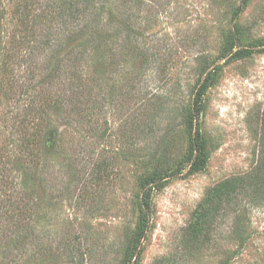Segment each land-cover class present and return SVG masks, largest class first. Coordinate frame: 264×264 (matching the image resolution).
I'll list each match as a JSON object with an SVG mask.
<instances>
[{
    "label": "rangeland",
    "instance_id": "rangeland-1",
    "mask_svg": "<svg viewBox=\"0 0 264 264\" xmlns=\"http://www.w3.org/2000/svg\"><path fill=\"white\" fill-rule=\"evenodd\" d=\"M4 1L0 161L55 210L37 224L48 254L29 236L14 251L18 236L2 220L0 264H264V193L256 189L264 177V0H110L112 14L82 19L94 21L88 40L103 29L126 35L129 17L135 31L103 52L69 44L76 24L59 18L60 2L35 4L29 26L19 19L23 0ZM46 41L53 46L44 49ZM216 68L198 118L205 165L192 173L193 103ZM60 100L70 125L54 108ZM25 136L53 168L23 161L16 170ZM103 163V179H94ZM153 176L164 185L137 242ZM236 178L247 187L196 234L209 190Z\"/></svg>",
    "mask_w": 264,
    "mask_h": 264
},
{
    "label": "trees",
    "instance_id": "trees-1",
    "mask_svg": "<svg viewBox=\"0 0 264 264\" xmlns=\"http://www.w3.org/2000/svg\"><path fill=\"white\" fill-rule=\"evenodd\" d=\"M42 0H23L22 6L20 9V17L19 19L23 21L24 25L29 24L27 22L28 17L30 16L31 10L35 7V4L41 5ZM61 3L59 9V18L68 20V16H70L73 20V24H76L73 30V37L69 40V44H73L74 42H79L76 46L80 51L85 52L89 47H94L99 52H103L106 50V46L109 40L118 41L121 37L128 35L129 38H132V34L134 33L133 21L132 17L126 19L125 22V34H123L119 29H114L111 34H109L106 30H101V33H93L92 42L90 39L88 40V32L87 29L91 28L90 23L94 22L92 20L85 21L82 19L93 18V16L105 17L108 14H112V9H110L111 4L110 0H53L52 3ZM128 2L139 3L142 6L146 5V0H130ZM6 5L4 0H0V20L4 18L6 14ZM22 12V13H21ZM8 13V12H7ZM104 19V18H103ZM102 19V20H103ZM38 23V20H36ZM81 24H85L82 26ZM112 26V22H108V27ZM80 28V29H79ZM3 38L1 32V23H0V54L4 53L3 47ZM45 48H50L52 43L49 41L45 42ZM112 50V49H111ZM244 51H237L235 54L238 56L242 54ZM1 61V55H0ZM1 65V64H0ZM218 69L211 70L208 72L204 82L199 86L197 90L194 103H193V117L192 121H190L191 129L194 130V141L191 145V153H190V170L192 173L200 172L203 170L205 165L204 155L206 153V146L204 144L202 135L200 130L198 129V118L202 111V104L205 98L207 90L210 88L211 84L215 80V72ZM127 92V91H126ZM125 92V93H126ZM65 100H60L59 103L54 105V108L58 109L59 112L65 111L64 119L68 121L69 125L72 121L71 116L67 113L66 102ZM28 125L26 120L20 121V127L22 130L25 129V126ZM42 132V128L39 125V129ZM34 137L38 135L37 133H33ZM28 139L27 136L22 140L21 149L18 150V155L15 157V162L20 166L16 170H20L22 162L25 161L27 164H32L33 168H40L42 170L50 169L54 167L53 161L47 160V152L44 148L40 150H33L34 145L38 143L37 140ZM14 157V156H13ZM9 165L3 161H0V194L2 195V201H0L3 206L2 211H0V222L2 220H6L9 227H14L11 233H13L12 240H16L15 236H18L17 240L19 241V249L16 247L14 251H18L17 253H21L20 249L25 248V240L28 238H32V242L36 246L41 244L40 248L44 249L48 254V249L44 248L43 240L45 237L43 235L44 232L37 229V224L41 222H45L48 217H52L54 213V205L51 203H44L42 199H35L34 195L30 191V188L22 181L16 183L14 181V176H12L14 169L8 168ZM101 168H107L105 163L99 165L98 168L93 170L94 179H103V174L105 171H102ZM245 178H236L233 180L224 181L215 187L211 188L201 206L197 209V220L199 224L195 227L196 234H202L205 231L204 227L213 217L222 209L223 205L231 202L233 196L237 195L241 189L247 187L245 184ZM16 184V185H15ZM15 185V186H14ZM164 185V178L162 176H153L146 180L145 189L142 197V214L140 217L139 230L137 234V242H139L146 233V229L148 228L150 218L152 216V195L153 192ZM250 184H248L249 186ZM70 187V186H69ZM254 188V186H253ZM256 189L259 192L264 193V177L260 179V182H257ZM65 192H69L68 189L64 190ZM12 205V211H8V208ZM53 212V213H52ZM50 222V221H49ZM18 234V235H17ZM45 234V233H44ZM1 235V234H0ZM14 236V237H13ZM44 237V238H43ZM36 255L34 258H38ZM70 263H73V254L70 255L69 259Z\"/></svg>",
    "mask_w": 264,
    "mask_h": 264
}]
</instances>
